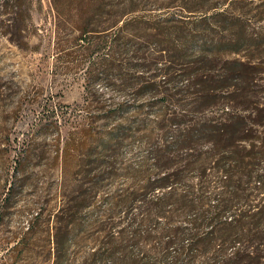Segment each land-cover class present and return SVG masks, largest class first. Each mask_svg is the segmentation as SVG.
I'll return each mask as SVG.
<instances>
[{
    "label": "rangeland",
    "instance_id": "rangeland-1",
    "mask_svg": "<svg viewBox=\"0 0 264 264\" xmlns=\"http://www.w3.org/2000/svg\"><path fill=\"white\" fill-rule=\"evenodd\" d=\"M131 15L152 23L124 27ZM165 16L182 22L155 24ZM157 33H167L169 40ZM115 38L120 40L116 45L110 42ZM128 40L129 49L119 52V43ZM219 43L229 50L234 46L228 44H238L242 52L223 56L198 73L217 83L224 60L246 63L242 76L229 82L237 89L232 101L198 107L188 96L169 109L186 123L230 112L244 118L247 129L261 117L263 126L252 133L264 139V0H0V264H55L61 244L60 264H83L101 235L93 223L105 219L116 192L131 190L129 166L135 168L150 142L160 139L155 129L159 109L148 110L151 98L131 95L141 72L124 68L129 62L124 59L172 47L198 53L204 46L207 55L209 46ZM123 49L127 55L121 56ZM147 76L151 72L141 76L143 82ZM118 105L125 119L151 130L150 142L146 132L125 140L115 176L100 184L92 207L78 216L79 231H59L57 212L85 183L73 175L78 161L121 121H102V109ZM138 107L143 114L135 116ZM256 201L241 198L235 205L247 211Z\"/></svg>",
    "mask_w": 264,
    "mask_h": 264
},
{
    "label": "trees",
    "instance_id": "trees-1",
    "mask_svg": "<svg viewBox=\"0 0 264 264\" xmlns=\"http://www.w3.org/2000/svg\"><path fill=\"white\" fill-rule=\"evenodd\" d=\"M174 22L182 20L165 16L159 17L155 24ZM140 23L152 22L131 15L123 25L131 27ZM161 36L166 42L169 40L167 33ZM120 40L115 38L110 42L116 45ZM130 43L121 41L119 52L124 47L129 49ZM219 45L209 46L207 55L204 46L198 53L176 51L172 47L167 51L159 49L157 55L124 59L129 61L124 68L134 74L141 72L132 82L138 87L131 95L147 96L151 98L148 110L159 109L156 115L160 120L155 129L160 139L158 143L150 142L151 130L142 123L133 125L125 119L122 105L103 107L102 121L107 123L118 117L121 121L99 137L78 161L73 175L85 183L77 187L71 202L57 212V230L64 227L73 233L79 231L78 216L92 207L100 184L103 186V181L115 176L114 165L125 140L146 132L144 136L150 144L136 167L129 166L131 190L116 192L106 205L105 219L93 223L101 235L95 238L83 264H264V139L252 133L254 127L263 126V119H252L253 128L249 129L244 118L230 112L186 123L183 115L169 109L180 106L188 96L189 103L198 107L219 100L232 101L237 89L233 91L234 85L229 82L242 76L248 68L246 63L224 60L225 71L219 74L217 83L204 72L198 73L212 68L211 64L223 56L242 52L238 44H228L234 46L232 50ZM122 52L124 49L121 56L127 55ZM148 72L151 76L143 82L141 76ZM197 86L200 89L192 90ZM134 114H143L142 108H136ZM204 144L209 147L203 149ZM65 152L66 158L67 149ZM208 172L213 173L214 179H209ZM255 197L256 204L247 211L235 205L241 198L251 201ZM236 212L240 213L236 215ZM116 215L121 216L115 222ZM64 249L61 244L55 264H60L59 254ZM228 250L230 255H226Z\"/></svg>",
    "mask_w": 264,
    "mask_h": 264
}]
</instances>
